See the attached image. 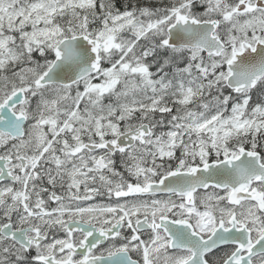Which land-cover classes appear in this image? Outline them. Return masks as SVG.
<instances>
[{"label":"snow or ice","instance_id":"snow-or-ice-1","mask_svg":"<svg viewBox=\"0 0 264 264\" xmlns=\"http://www.w3.org/2000/svg\"><path fill=\"white\" fill-rule=\"evenodd\" d=\"M0 264H264V0H0Z\"/></svg>","mask_w":264,"mask_h":264}]
</instances>
